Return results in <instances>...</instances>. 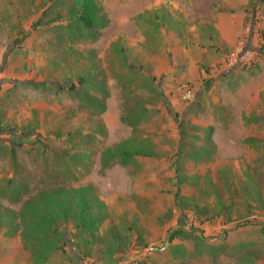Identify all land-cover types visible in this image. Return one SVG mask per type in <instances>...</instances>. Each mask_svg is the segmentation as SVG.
Returning <instances> with one entry per match:
<instances>
[{
	"label": "rangeland",
	"instance_id": "1",
	"mask_svg": "<svg viewBox=\"0 0 264 264\" xmlns=\"http://www.w3.org/2000/svg\"><path fill=\"white\" fill-rule=\"evenodd\" d=\"M78 1L0 0V264H264V0Z\"/></svg>",
	"mask_w": 264,
	"mask_h": 264
},
{
	"label": "trees",
	"instance_id": "2",
	"mask_svg": "<svg viewBox=\"0 0 264 264\" xmlns=\"http://www.w3.org/2000/svg\"><path fill=\"white\" fill-rule=\"evenodd\" d=\"M79 4V9L77 11L78 18L82 25L85 27H91L97 19H100L98 15L99 7L96 5L95 0H81L77 2ZM130 139H127L125 143V148L120 150L117 147H109L108 152L111 155V158H121L123 162L129 163L135 157V152H132L128 149V143ZM103 160H105L103 158ZM92 189L89 186H84L78 189H72L70 192L66 194H62L60 191H53L52 193H45L41 194L39 197L36 198V203L32 199H27L24 202V209H29L31 213L33 211L34 215V225L38 227H45L52 229L53 231H57V227L55 226V218L56 216L60 215L65 207V202H70L74 199L75 203L84 202L82 207V212H90V204L88 195H90V191ZM64 193V192H63ZM63 202V209H58V205H53L52 203H59ZM242 224V223H241ZM185 234L184 229L180 228L173 233L170 234L169 240L172 241L176 236ZM42 242V241H41Z\"/></svg>",
	"mask_w": 264,
	"mask_h": 264
}]
</instances>
